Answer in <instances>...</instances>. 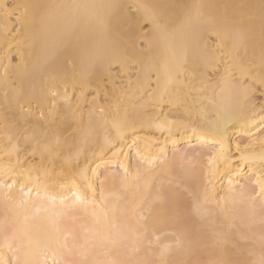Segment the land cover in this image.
Returning <instances> with one entry per match:
<instances>
[{
    "label": "bare ground",
    "instance_id": "bare-ground-1",
    "mask_svg": "<svg viewBox=\"0 0 264 264\" xmlns=\"http://www.w3.org/2000/svg\"><path fill=\"white\" fill-rule=\"evenodd\" d=\"M0 264H264V0H0Z\"/></svg>",
    "mask_w": 264,
    "mask_h": 264
},
{
    "label": "rangeland",
    "instance_id": "rangeland-1",
    "mask_svg": "<svg viewBox=\"0 0 264 264\" xmlns=\"http://www.w3.org/2000/svg\"><path fill=\"white\" fill-rule=\"evenodd\" d=\"M256 95V97H257V101H260L261 100V95H260V93L259 94H255Z\"/></svg>",
    "mask_w": 264,
    "mask_h": 264
}]
</instances>
